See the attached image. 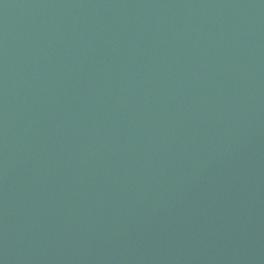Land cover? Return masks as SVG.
<instances>
[{"label":"water","instance_id":"1","mask_svg":"<svg viewBox=\"0 0 264 264\" xmlns=\"http://www.w3.org/2000/svg\"><path fill=\"white\" fill-rule=\"evenodd\" d=\"M0 264H264V0H0Z\"/></svg>","mask_w":264,"mask_h":264}]
</instances>
